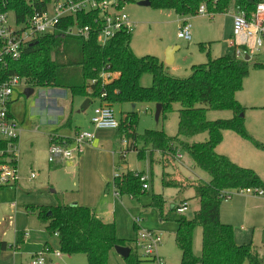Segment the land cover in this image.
I'll use <instances>...</instances> for the list:
<instances>
[{
  "label": "trees",
  "instance_id": "obj_1",
  "mask_svg": "<svg viewBox=\"0 0 264 264\" xmlns=\"http://www.w3.org/2000/svg\"><path fill=\"white\" fill-rule=\"evenodd\" d=\"M155 9H173L180 15H195L201 3H205L212 13L223 12L228 8L240 6L251 9L262 0H148ZM8 9L16 22H25L34 11L46 7L49 0H7ZM100 18L96 12L80 13L70 17L65 24L89 25L87 38L66 35L59 32L41 34L23 47L20 59L12 63V73L18 74L27 87L57 88L68 91L72 96L81 95L91 101L113 104L153 103L161 104L160 117H165L178 103V123L175 135L163 130L145 129L137 133V111H123L119 117V130L126 139L140 140L152 151L159 150L174 157L176 152L186 154L195 166L207 172L208 180L195 178L187 182L169 183L161 177L163 187H177L178 194L192 189V198L197 208L188 217L176 211V207L190 198L183 197L170 204L166 212L162 195L152 193L150 205L160 211V217L173 220L177 224L174 235L180 250L179 264H264V229L261 230L260 244L252 241L236 243L233 226L220 220V205L230 191L244 188L261 189L264 180L249 167L233 162L224 154L216 152L222 141L223 131L232 130L240 138L250 141L257 149L264 151V142L253 138L245 129L243 112L245 108L235 98L242 88L243 79L250 67L263 68L262 60L239 59L234 54L212 57L204 43L199 47L206 50V61L192 64L185 77L167 72L162 60L152 54L136 55L131 47V32L119 31L104 44L97 42V28ZM102 71H114L117 75L106 82L100 79ZM144 74L151 76L149 86L141 85ZM94 80V82H92ZM231 110L227 119L209 120L207 110ZM70 118L68 119V121ZM207 132L205 141L187 142L198 133ZM49 141H62V137L49 133ZM134 150L138 158L144 157L141 148L126 147L119 152L120 162H125L126 152ZM151 159V157H150ZM151 161V160H150ZM143 171L127 170L113 178V188L119 195L139 196L147 191L141 187L139 176ZM175 182V181H173ZM177 184V185H176ZM189 206V205H188ZM35 212L45 225L46 231L57 234L59 252L65 255L83 253L87 264H109L108 253L115 245L129 246L131 251L124 258L126 264H141L144 261L132 245L116 236L113 222H104L93 208L57 202L55 205H30L26 207ZM188 209V208H187ZM136 227V224H133ZM201 227V251L193 253V231ZM17 237L16 242H21ZM8 247L0 241V250ZM44 250L48 245L44 244Z\"/></svg>",
  "mask_w": 264,
  "mask_h": 264
},
{
  "label": "rangeland",
  "instance_id": "obj_2",
  "mask_svg": "<svg viewBox=\"0 0 264 264\" xmlns=\"http://www.w3.org/2000/svg\"><path fill=\"white\" fill-rule=\"evenodd\" d=\"M137 1L131 0L124 6V11L135 22L131 37L132 50L138 56L146 54L157 56L163 61L170 74L178 77L187 76L192 64L206 61V50L210 51L212 57L233 54L234 47L229 44L232 38L233 8L213 13V15H180L173 9H155L151 6L139 5ZM9 19L10 22L14 20L11 12ZM184 20L191 25V39L188 41L177 37L178 29ZM199 43H204L207 49H201ZM168 47H177L173 52L170 64H166L164 61ZM263 58L264 52L252 55L253 61ZM140 82L143 86H149L151 76L144 74ZM23 90L24 86L16 90L15 100L10 108L21 129L17 157L19 179L16 186L0 189V238L8 245L5 250H0V264H30L33 255L41 257L43 264H87L86 256L83 253L61 254L57 238L50 235L38 219L37 214L30 212L26 207L54 205L56 193L51 190L56 186L59 189L67 188L68 193L74 195L81 193L85 186L91 189L94 178L89 172L83 176L79 191L71 185L70 180L57 182L56 175L59 171L54 170V164L48 162L47 155L49 131L56 128L57 125L60 126L61 120H64V105L68 104L69 107L68 115L71 119L69 122L72 121L82 129L91 128L90 130H93L89 118L96 102L93 101L88 109L82 111L80 106L86 98L84 96H72L68 91L57 88L37 87L34 88L31 95L26 97ZM235 98L245 108L243 118L246 131L253 138L264 142L263 68L250 67L248 75L243 79L242 88L235 93ZM121 105L127 111H137V133H142L145 129H154L163 130L168 135L176 134L178 109L180 108L178 103L173 104V109L164 118L159 116L158 120L154 118L155 104L153 103H123ZM119 106V104L112 105L117 120L121 114ZM231 116L232 111L227 109L207 110L206 113L209 120L227 119ZM52 122L55 125H50ZM64 129L63 127L58 128V130ZM99 130L107 131L99 140L94 139L92 144L97 147V150L102 148V140L108 138L112 142L106 147L109 148V152L112 149L122 152L128 146L144 150L142 158H138L134 150L126 152L125 162L116 164V167L117 156L114 155L113 167L103 183L107 198L100 203V210L104 219L114 223L116 236L126 242L134 240L140 230H151L161 234L162 240L157 248V255L164 260V264H179L180 250L174 241L177 224L173 220L162 219L159 209L150 205L152 193L162 195L164 212L167 211L171 203L177 202L180 198H190L188 209L184 212L186 216L190 217L197 208V201L192 198V189L178 194L177 187H163L161 177L163 175L169 183L175 184L177 180L187 184L195 178L208 180L209 175L195 166L186 154H183L181 160L170 157L167 153L159 150L152 151V155H150L149 146L140 140L132 143L119 130H116L115 139V130ZM183 139L187 142L205 141L207 132L204 131ZM215 150L241 166L252 168L264 180V151L257 149L250 141L240 138L232 130H224L222 141ZM109 157L112 158L110 154ZM97 168L98 166L94 164L92 172H96ZM126 170L143 171L147 175L149 188L145 194L139 196L125 194L118 197L114 195V174L116 172L121 174ZM163 170L164 174H162ZM30 173L35 174L33 179L30 178ZM230 193L231 196L221 202L220 220L233 226L236 243L252 241L253 244L259 245L261 230L264 229V195L236 191H230ZM134 223L136 227L133 226ZM18 233H24L19 243L16 242ZM45 242L48 243V250H44ZM137 250L136 253L144 260L141 264H158L157 259L146 258L142 255L140 248ZM192 250L194 254H200V226L195 227L193 231ZM108 262L109 264H126L125 259L114 248L108 253ZM242 264H249V262L244 261Z\"/></svg>",
  "mask_w": 264,
  "mask_h": 264
},
{
  "label": "built area",
  "instance_id": "obj_3",
  "mask_svg": "<svg viewBox=\"0 0 264 264\" xmlns=\"http://www.w3.org/2000/svg\"><path fill=\"white\" fill-rule=\"evenodd\" d=\"M131 0H49L46 7L40 11H34L25 22H10L7 0H0V189L8 186H16L18 138L20 125L11 112V105L15 100V92L26 84L16 73H12V63L20 59L23 47L36 39L41 34H53L59 32L66 35L81 36L87 38L90 26H80L76 22L65 24V21L76 14L96 12L100 21L97 28V42L104 44L119 31L131 32L135 22L124 11V6ZM233 29L230 45L234 47V56L242 59L245 54L250 56L264 52V0L256 2L251 9L240 6L233 8ZM12 13V12H11ZM196 14L213 15L208 11L205 3H201ZM191 25L184 20L178 29L177 37L185 40L191 39ZM114 71H102V82L109 81L116 76ZM94 82V80H92ZM93 130L77 129L70 137H62V141H49L47 160L51 164L62 163L79 156L86 146L93 143L95 131L98 129L116 130L119 121L114 115L112 106L106 103L97 104L90 116ZM53 138V136H49ZM183 154L176 152L174 158L181 160ZM120 175L118 172L114 176ZM35 177L30 173V178ZM143 190L149 188L148 177L145 174L139 176ZM237 192L246 194L264 195L263 190L244 188ZM115 195H119L114 191ZM231 193L225 195L228 199ZM187 202L176 207V211L183 213L187 210ZM24 234V233H22ZM54 235H57L54 233ZM161 234L148 230H140L133 241L137 250L140 248L142 255L158 260V264H164V260L157 255V248L161 244ZM1 241V240H0ZM45 250H48L46 248ZM138 251V250H137ZM59 255V253H56ZM30 264H43V259L33 255Z\"/></svg>",
  "mask_w": 264,
  "mask_h": 264
},
{
  "label": "crops",
  "instance_id": "obj_4",
  "mask_svg": "<svg viewBox=\"0 0 264 264\" xmlns=\"http://www.w3.org/2000/svg\"><path fill=\"white\" fill-rule=\"evenodd\" d=\"M247 1L252 2V0H247ZM93 101L96 102L95 106L100 103L98 100H93ZM93 101L90 100L89 106ZM119 105H120L119 108H120L121 112L127 111V110H125L123 105H121V104H119ZM88 107L86 109H88ZM93 108H92V110H93ZM64 109H65V114H64L65 118H64V120L63 119L61 120V125L60 126L57 125V127L58 128L63 127L65 129L64 130H58V128L56 126H54L56 128L50 130L49 133L54 131V134H56L59 137H70L77 129H80L81 127L79 125L73 124L72 121H70V122L67 121V118L68 119L70 118V116L68 115V111H69L68 104L64 105ZM66 113H67V115H66ZM91 114H92V111H91ZM89 122H90V118H89ZM52 123H50V125H55L54 122H52ZM86 129H91V128H86ZM106 131L107 130H99V129L96 130L95 131V138H97V140H99L101 138V136L106 134L105 133ZM114 138L116 139V130H115ZM114 138L112 137V139H114ZM111 143L112 142H111L110 138H108L107 140H102V144H101L102 148H99L98 150H97V147L91 143L90 145L86 146L87 148L79 156H77L71 160L64 161L62 163H55L54 164V167H55L54 170L59 171V173L56 175L57 176V182H64L66 180H70L71 185L73 187H75L77 191L80 190L82 178L84 175H86L89 172L90 175L92 176V178H94L93 183L91 184V189L89 187L85 186L84 190L81 193H78L75 195L69 194L67 188L59 189V187L56 186L55 189L51 190L52 192L56 193L55 204L57 202L61 201V202L66 203V204H79V205L87 206V207L93 208L95 210L97 216L100 219H102L104 222H109V221L104 219V215L102 214V212L100 210L101 209L100 203L103 202L107 198L103 183H104L105 179H107L109 172L111 171V168L113 167L114 155H116L118 158V159L116 158L115 167H116V164H118V165L120 164L119 152H117L116 149L115 150L112 149V151L109 152V150H108L109 148H106ZM109 154L112 157L111 159L109 157ZM94 164L96 166H98V168L96 170L94 169L96 172H92V166ZM164 173H165V171L163 170L162 174H164ZM114 191L115 190L113 188V193H114ZM114 195H115V193H114ZM115 196H117V195H115ZM44 227H45V225H44ZM17 235L20 236L22 239V236H23L22 233H18ZM53 236L57 238V235L53 234ZM0 240H3V239L0 238ZM133 241L134 240H132V245H133ZM44 244L48 245L47 242H45Z\"/></svg>",
  "mask_w": 264,
  "mask_h": 264
},
{
  "label": "water",
  "instance_id": "obj_5",
  "mask_svg": "<svg viewBox=\"0 0 264 264\" xmlns=\"http://www.w3.org/2000/svg\"><path fill=\"white\" fill-rule=\"evenodd\" d=\"M137 3L139 5H145V6H149V4H150L148 0H138ZM176 48L177 47H168L167 48L165 60H164L166 64H170L172 62L173 52ZM249 59H250V55L245 54L244 60H249ZM33 91H34L33 87H25V89L23 90V94L26 97H28L29 95H31L33 93ZM89 102H90V99L85 98L84 102L80 106V109L84 111L89 106ZM160 112H161V104L157 103V104H155V111H154V118L156 120H158V118L160 116ZM241 115H243V114H241ZM113 248L123 258H126L131 251V248L129 246H124V245H115Z\"/></svg>",
  "mask_w": 264,
  "mask_h": 264
}]
</instances>
